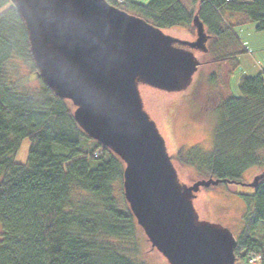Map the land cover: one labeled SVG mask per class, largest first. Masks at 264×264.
<instances>
[{"label": "trees", "instance_id": "1", "mask_svg": "<svg viewBox=\"0 0 264 264\" xmlns=\"http://www.w3.org/2000/svg\"><path fill=\"white\" fill-rule=\"evenodd\" d=\"M109 4L160 30L194 33L196 13L213 57L205 66L235 59L236 49L217 54L226 42L240 45L234 25L249 22L264 31V0H195L191 10L180 0ZM19 61L30 65L37 89L18 77ZM238 86L240 97L229 94L216 109L211 150L180 148L171 159L195 181L240 184L250 169L264 171V69ZM72 114L71 104L37 77L23 22L9 0H0V264H139L140 228L123 197L124 165L88 138ZM23 140L30 142L24 165L14 162ZM252 191L240 195L246 207L235 264L251 257L264 264V179Z\"/></svg>", "mask_w": 264, "mask_h": 264}, {"label": "water", "instance_id": "2", "mask_svg": "<svg viewBox=\"0 0 264 264\" xmlns=\"http://www.w3.org/2000/svg\"><path fill=\"white\" fill-rule=\"evenodd\" d=\"M21 18L40 78L69 102L83 133L123 163V197L150 249L166 264H234L236 240L201 221L196 194L223 181L181 183L140 90L186 92L209 37L195 13V39L163 33L106 0H9ZM264 171L243 187L256 188Z\"/></svg>", "mask_w": 264, "mask_h": 264}, {"label": "rangeland", "instance_id": "3", "mask_svg": "<svg viewBox=\"0 0 264 264\" xmlns=\"http://www.w3.org/2000/svg\"><path fill=\"white\" fill-rule=\"evenodd\" d=\"M182 1L187 9H193L194 0ZM136 2L146 5L149 0H136ZM227 22L232 23V20L227 18ZM255 27V24L249 22L233 26V31L241 46L238 45L235 48V44L230 45L226 42L227 49L217 53L219 56H226L236 49L235 59L228 63L205 66L203 63L212 59V55L197 54L202 66L194 75L192 85L186 92L164 94L147 88L140 90L144 108L163 137L171 159L176 157V152L180 148L188 149L199 145L205 151L211 150L213 125L220 101L228 96V92L234 98H239L240 80L243 77L255 78L264 69V31L258 32ZM162 32L183 40L193 41L195 39L194 33L187 28H172ZM242 49H246V52L242 53ZM16 67L18 77L24 80L27 88L37 89L39 87V82L36 75L32 74L30 65L19 61ZM194 93L196 98H194ZM29 147L28 140L21 142L20 149L14 156L15 163L22 165L26 163ZM85 147V143H82L81 149L84 150ZM172 163L181 183L195 182L196 179L192 177L191 172L183 169L174 161ZM257 173H259L257 168L250 169L243 175V181L251 182V177ZM252 194V188L238 184H220L210 190L199 191L193 200V207L201 221L219 224L237 236L246 207L240 195L250 196ZM138 237L141 240L137 263L166 264L156 251L150 249L141 229ZM236 264H242V262L237 261Z\"/></svg>", "mask_w": 264, "mask_h": 264}, {"label": "built area", "instance_id": "4", "mask_svg": "<svg viewBox=\"0 0 264 264\" xmlns=\"http://www.w3.org/2000/svg\"><path fill=\"white\" fill-rule=\"evenodd\" d=\"M112 1L115 2V3H118V4H122L123 3V0H112ZM258 261H259V257H256V258L249 259L248 263L249 264H256Z\"/></svg>", "mask_w": 264, "mask_h": 264}, {"label": "crops", "instance_id": "5", "mask_svg": "<svg viewBox=\"0 0 264 264\" xmlns=\"http://www.w3.org/2000/svg\"><path fill=\"white\" fill-rule=\"evenodd\" d=\"M182 3H183V1L182 0H180ZM190 1H192V0H190ZM195 1V0H194ZM227 91H228V88H227ZM228 95H229V92H228Z\"/></svg>", "mask_w": 264, "mask_h": 264}, {"label": "bare ground", "instance_id": "6", "mask_svg": "<svg viewBox=\"0 0 264 264\" xmlns=\"http://www.w3.org/2000/svg\"><path fill=\"white\" fill-rule=\"evenodd\" d=\"M13 8H14V6H13ZM26 33V32H25Z\"/></svg>", "mask_w": 264, "mask_h": 264}]
</instances>
